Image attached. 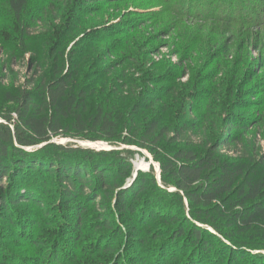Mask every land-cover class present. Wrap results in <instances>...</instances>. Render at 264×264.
Wrapping results in <instances>:
<instances>
[{
	"label": "rangeland",
	"instance_id": "1",
	"mask_svg": "<svg viewBox=\"0 0 264 264\" xmlns=\"http://www.w3.org/2000/svg\"><path fill=\"white\" fill-rule=\"evenodd\" d=\"M7 2L0 0V120L5 114L16 116L11 97L23 90L38 95L57 70H73L78 63L77 91L86 97L83 116H93L99 108L113 114L120 125L121 141L134 143L116 140L120 145L113 144L93 131L88 133L97 140L64 136L52 142L77 143L96 151H137L131 160L135 172L125 188L133 185L139 171L148 173L151 167L159 179L160 151L168 157L174 147L188 141L205 150L209 140L223 130L214 124L227 122L232 111L261 120L250 126L242 141L226 146L221 154L232 159L243 157L264 168V0H86L84 7L76 10L78 22L72 33L59 47L53 46L52 29L64 23L71 0H32L24 44ZM107 27L110 30L105 32ZM232 85L234 96L228 92ZM241 89L246 94L238 97ZM150 97L160 100L146 108L144 102ZM231 97L247 103L226 106L225 99ZM184 99L190 100L182 113ZM154 119L169 131L159 149L151 151L141 148L138 141ZM186 120L199 126L202 123L200 132L188 131L173 142L175 130ZM137 131L141 132L135 137ZM62 157L85 163L81 155ZM95 163L104 162L97 157ZM30 179H37L39 190L33 183L28 192L18 190L20 195L41 197L45 206L31 200L10 203L11 222L8 209L0 210V264H91L97 260L85 247L93 241L105 245L116 239L115 229L99 220L98 212L89 207L82 223V240L76 243L60 234L55 236L60 217L52 211L51 202L56 199L58 204L64 194L59 192L55 176L47 172L42 176L33 173ZM44 180L50 196L40 192ZM7 184L4 179L2 186ZM147 187L134 201V220L129 221L128 213L115 211V217L127 221L119 222L125 234L116 240L124 246L121 264L145 259L161 264H232L225 247L232 244L225 238L207 253L187 245L185 238L172 242L167 214L182 210L175 198L153 189L149 182ZM150 215H154L151 220ZM133 226L139 227L140 233L130 237L127 229ZM56 240L59 246L53 250ZM245 251L237 264H264V259H255L258 254L264 256V249L246 247Z\"/></svg>",
	"mask_w": 264,
	"mask_h": 264
},
{
	"label": "trees",
	"instance_id": "2",
	"mask_svg": "<svg viewBox=\"0 0 264 264\" xmlns=\"http://www.w3.org/2000/svg\"><path fill=\"white\" fill-rule=\"evenodd\" d=\"M7 1L24 44L27 26L31 24L32 0ZM84 1L86 0H71L64 16V23L52 29L53 46L59 47L72 33L73 25L78 22L76 10L84 7ZM105 29V32L110 30L109 27ZM24 48L26 49V46ZM78 65L77 63L73 70H57L53 78L44 83L38 95L23 90L17 97H11L16 105L14 108L16 116L11 113L2 115L0 210L8 209L6 211V215L9 216L8 222L12 221L10 203L18 204L22 200H31L39 206H45L41 197L20 195L18 190L28 192L33 183L39 190L38 186L41 185H36L37 179L31 181L30 178L33 173L42 176L47 172L50 176H55L60 187L59 192L64 194L58 204L56 199L51 202L52 211H56L60 217L55 236L60 234L76 243L82 240L84 216H87L88 208L93 207L99 214V220H104L105 224L115 229L118 235L105 245L93 241L90 246L85 247L89 255L97 257L91 264H121L124 246L116 240L118 236L125 234L119 222L124 224L127 221L115 217V211L120 215L128 213L129 221L134 220L136 215L134 201L148 190L149 182L153 189L175 198L177 206L182 210L180 214L179 212L167 214L171 219L172 242L185 238L187 245L207 253L216 243H223L222 239L225 238L232 244L225 242L232 264L242 260L247 253L246 247L252 250L264 249V168H259L257 164L243 157L232 159L221 154V150L226 146L242 141L250 126L261 120V117L256 120L234 111L230 112L227 122L220 121L219 126L214 124V128L223 130L209 140L205 150L198 149L197 145L188 141L185 145L174 147L168 157L160 151L157 156L161 168L160 180L154 167H151L148 173L139 171L133 185L125 188L126 180L131 179L135 172L131 160L137 151L131 149L96 151L77 143L63 145L52 142L54 138L64 136L79 140H97L88 133L93 131L99 138L109 140L113 144L120 145L115 143L116 140L122 144L134 143L129 139L121 141L120 125L113 114L99 108L93 116H83L86 97L84 92L77 91L75 77L78 74ZM228 90L229 94L234 96L235 85L229 86ZM245 92L241 89L238 97L244 96ZM186 99L183 100L180 109L182 113L187 107L186 102L190 100ZM159 100L158 97H150L144 105L150 108ZM246 103L244 100L240 101V98L225 99L226 106L237 104L238 107ZM212 114L215 115L216 112ZM207 117L208 113L206 121ZM159 124L160 121L154 119L143 130L138 141L141 148L151 151L159 149V142L169 131L166 127L160 128ZM201 125L202 123L199 126L198 122L191 120L184 121L180 128L175 130L173 142L182 139L188 131L199 133ZM233 129L237 131L234 132ZM140 132H135L134 136H138ZM40 145L43 146L38 147ZM62 155H81L85 158V163L73 162L72 157L65 159ZM97 157L102 158L104 163H95ZM25 174L29 179H26ZM4 179L9 182L6 187L2 186ZM42 185L43 189L40 190L42 196L48 194L50 196L51 192L46 188L48 183L44 180ZM153 216L150 215L149 219H153ZM127 233L130 237L137 236L140 228L129 227ZM58 246L59 241L56 240L53 250ZM126 248L125 250H128ZM255 259H264V256L258 254ZM133 264L161 263L145 259Z\"/></svg>",
	"mask_w": 264,
	"mask_h": 264
},
{
	"label": "water",
	"instance_id": "3",
	"mask_svg": "<svg viewBox=\"0 0 264 264\" xmlns=\"http://www.w3.org/2000/svg\"><path fill=\"white\" fill-rule=\"evenodd\" d=\"M160 174H161V171L159 172V180H160Z\"/></svg>",
	"mask_w": 264,
	"mask_h": 264
}]
</instances>
